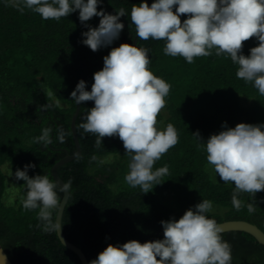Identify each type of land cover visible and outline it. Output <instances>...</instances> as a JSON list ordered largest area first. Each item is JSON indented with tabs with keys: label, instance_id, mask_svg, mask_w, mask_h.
I'll use <instances>...</instances> for the list:
<instances>
[{
	"label": "trees",
	"instance_id": "16d2710c",
	"mask_svg": "<svg viewBox=\"0 0 264 264\" xmlns=\"http://www.w3.org/2000/svg\"><path fill=\"white\" fill-rule=\"evenodd\" d=\"M140 2L103 0L98 5L109 13L123 8L128 14L120 18L124 28L119 39L92 51L81 42L87 28L81 24L78 10L58 21L45 20L27 8L20 11L0 0V244L13 264H81L55 231L43 230L39 209L26 210L21 201H5L4 167L9 165L15 173L31 162L36 167L28 169L29 176L46 174L55 181L53 164L76 151L70 126L76 103L70 93L80 79L91 88L94 72L103 67V57L121 43L148 48L149 70L171 85L157 115V127L173 124L179 142L154 164V169L167 165L169 173L160 178L161 184L143 193L125 181L130 155L119 137L106 136L97 147L96 136L80 127L94 106V101L82 102L75 119L81 153L57 169L64 183L71 181L61 218L66 239L83 251L89 264L109 243L162 239L160 222L179 219L202 199L221 209L208 213L217 223L242 219L264 231V191H258L254 199L240 193L238 199L243 203L236 210L234 184L212 180L206 170L207 154L197 147L194 135L199 132L206 140L222 130L224 122L229 127L239 122L264 123V95L253 83L237 78L238 65L226 53L216 55L212 50L211 55L194 57L188 63L182 56L165 55L163 40H140L130 18L132 7ZM184 18L186 14L181 15L182 21ZM99 20L94 16L87 23L97 27ZM242 43V52L248 55L259 41L250 37ZM44 128L51 129L52 142L47 146L35 142ZM60 129L66 133L63 143L57 138ZM15 181L16 186H25L23 180ZM165 193L175 206L163 201ZM58 195L61 199L59 188ZM250 202L255 207L252 213L248 212ZM52 212L55 221L57 209ZM221 235L231 245L232 264H264V245L253 236L243 231Z\"/></svg>",
	"mask_w": 264,
	"mask_h": 264
},
{
	"label": "clouds",
	"instance_id": "9594fccd",
	"mask_svg": "<svg viewBox=\"0 0 264 264\" xmlns=\"http://www.w3.org/2000/svg\"><path fill=\"white\" fill-rule=\"evenodd\" d=\"M4 3L20 11L27 8L45 20L58 21L78 10L79 20L87 28L82 32L81 42L92 51L119 39L124 28L120 18L128 14L123 8L114 13L98 8L103 0H4ZM182 14H186L183 21ZM94 16L100 17L97 27L87 23ZM130 18L140 40L164 41L165 55L182 56L193 63L194 57L209 56L212 50L216 55L226 53L238 65L237 78L253 83L264 95V0H152L150 5L148 0H141L132 7ZM250 37L259 43L244 55L242 42ZM150 62L148 48L121 43L111 47L103 57V67L93 74L91 90L80 79L70 93L77 105L94 101L80 127L96 136L97 147L106 136L119 137L130 155L125 181L131 187H140L143 193L161 184L160 178L169 173L167 165L154 169V164L179 142L173 124L164 129L157 127V115L165 106L171 85L149 70ZM221 129L206 140L199 132L194 135L197 147L206 152L207 162L220 180L234 184L232 204L239 210L243 203L238 199L240 193H248L254 199L258 191H264V123L239 122L229 127L224 122ZM50 134L51 129L44 128L35 142L47 146L52 142ZM65 135L63 129L58 130L61 143ZM35 167L30 162L14 173L25 185L22 206L26 210L39 209L43 230L59 233L62 225L58 218L53 220L52 210L61 208L58 188L68 192L71 181L58 184L46 174L29 176L28 169ZM212 208L210 200L202 199L179 219L162 220V239L109 243L89 264H232L231 245L221 235L224 227L208 216ZM254 211L250 202L248 212Z\"/></svg>",
	"mask_w": 264,
	"mask_h": 264
},
{
	"label": "water",
	"instance_id": "95a60500",
	"mask_svg": "<svg viewBox=\"0 0 264 264\" xmlns=\"http://www.w3.org/2000/svg\"><path fill=\"white\" fill-rule=\"evenodd\" d=\"M87 90H91V88H87ZM79 106L80 104H76V108L75 111L71 117V121H70V126H71V131H72V136L75 142V146H76V151L73 154H66L64 157H62L61 159H59L58 161H56L52 168H51V174L53 176V178L55 179V181L58 182V184H63L64 181L59 177L58 173H57V169L60 165H62L63 163L72 160L73 158H75L76 156H78L81 153V148L79 145V141L77 138V133H76V126H75V119L77 117V114L79 112ZM69 196V191L68 192H63L62 195V203H61V208L57 209V213H56V218H58V220L60 221L61 224V218H62V212L64 209V206L67 202ZM219 224H221L224 227V231H243L245 233L250 234L251 236H253L259 243L264 245V231H262L257 225L246 221V220H242V219H233V220H225V221H221L219 222ZM57 233V232H56ZM57 236L60 240V242L67 247L68 249H70L71 251H73L79 258L81 264H88L87 259L83 253V251L75 246L74 244H72L70 241H68L66 239V237L63 234L62 228L59 231V233H57ZM6 257V260H3V257ZM0 264H13L10 259L8 258L6 252L4 251L3 247L0 244Z\"/></svg>",
	"mask_w": 264,
	"mask_h": 264
},
{
	"label": "rangeland",
	"instance_id": "374dc122",
	"mask_svg": "<svg viewBox=\"0 0 264 264\" xmlns=\"http://www.w3.org/2000/svg\"><path fill=\"white\" fill-rule=\"evenodd\" d=\"M209 165L206 166V170L209 171L210 176L214 182L223 183V184H233L231 182L224 183L222 180H220L219 176L216 175V173L214 172L213 166L212 165L209 166ZM8 166L6 165L4 167L6 177H7V190L5 192L4 199L6 202L15 204L16 202H19L22 200V197L24 195L25 186L23 187L16 186L14 172ZM162 198H163V201L167 203L168 205L175 206L173 199L170 197L169 193L163 194ZM212 205H213L212 211H221V209L219 210L217 205H214V204Z\"/></svg>",
	"mask_w": 264,
	"mask_h": 264
}]
</instances>
